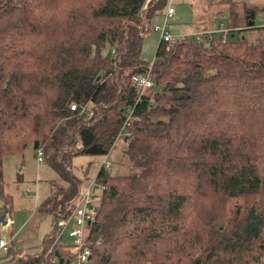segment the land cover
I'll list each match as a JSON object with an SVG mask.
<instances>
[{
	"label": "trees",
	"instance_id": "16d2710c",
	"mask_svg": "<svg viewBox=\"0 0 264 264\" xmlns=\"http://www.w3.org/2000/svg\"><path fill=\"white\" fill-rule=\"evenodd\" d=\"M156 1L0 0V195L6 155L41 146L57 169L64 155L107 157L124 130L139 170L97 169L85 264H264V35L232 37L264 3L228 0L225 39L158 38L153 85L138 96L140 22ZM67 180L42 200L51 233L27 264H72L71 242L52 241L79 193Z\"/></svg>",
	"mask_w": 264,
	"mask_h": 264
},
{
	"label": "rangeland",
	"instance_id": "374dc122",
	"mask_svg": "<svg viewBox=\"0 0 264 264\" xmlns=\"http://www.w3.org/2000/svg\"><path fill=\"white\" fill-rule=\"evenodd\" d=\"M227 1L172 0L174 13L172 17L167 19L170 36L191 37L196 36L195 31L205 29L207 37H213V35L220 33V38L225 39V31L229 30L224 27L226 26L224 19L230 11V3ZM234 1L237 4L233 3V9L237 11L241 9L242 3L248 5L264 3V0ZM166 5L167 0L164 6H161L163 10ZM219 12H222L221 15H218ZM240 13L239 11L238 14ZM144 16L141 17L140 22L144 33L139 55L144 61L150 62L154 57L153 53L159 38L158 32L153 29V25H157L161 21L162 14L157 13L147 23H145ZM253 23V28L242 30L241 27L244 25L238 26L237 29L233 30L232 37L241 38L242 36L249 42H255L258 38L263 37L264 14L262 10L256 11ZM91 105V103L86 105L87 111L90 110ZM122 134L115 140L107 155L106 168L113 174H132L139 169L131 163L129 156L123 152L125 144ZM64 157L63 165L59 164L57 169L52 168L47 164L46 159L37 161L32 145H27L21 154L6 155L1 159L3 195H0V236H12V240L9 239V247L11 246L9 251L0 253V259L5 262L4 264H27L34 255H37L41 249L43 238L51 233V215L43 205L42 200L50 193H60V190L66 189L69 186L67 178L75 179L79 189H84L94 177L99 166L104 165L102 161L105 158L104 155L97 154L64 155ZM61 174L65 176L63 177ZM92 191L97 194L101 191L100 184L96 181H93ZM59 196L60 194L57 198H60ZM3 217L6 220L11 218L12 222L9 227L8 224L6 226L1 225V220H5ZM66 235L65 233L60 237L59 241L63 244L69 243V238Z\"/></svg>",
	"mask_w": 264,
	"mask_h": 264
},
{
	"label": "built area",
	"instance_id": "2783aa9c",
	"mask_svg": "<svg viewBox=\"0 0 264 264\" xmlns=\"http://www.w3.org/2000/svg\"><path fill=\"white\" fill-rule=\"evenodd\" d=\"M162 12L161 21L157 25H153V29L158 32V37L161 40L171 41L172 37L168 32L169 26L167 24V19L172 17L174 13L172 0H167V5ZM151 63L152 61H150L147 65L145 72L133 74L131 76V83L137 88L138 96L153 85L150 73ZM70 109H73V105L70 106ZM81 109H86V105L82 106ZM126 112L128 114L131 113L129 108ZM90 113L91 110H88L87 114L90 115ZM120 134H122V130L119 132L116 139ZM34 154L35 158H37V161H42L41 146H38L34 149ZM106 158L107 157L105 156L102 161V163H104V165H102L104 168L107 164ZM93 181L94 177L88 183V186H86L84 189H79V193L75 197L74 204L65 216L55 218L52 221V229L54 230L52 241L59 240L60 237L66 233V236L69 238V242H71V245L74 247L75 252L73 254L74 257L72 259V264H85L88 258L87 255L89 254V249L84 245L83 237L87 228V221H91L99 201V194L92 191ZM71 222L73 223L72 225ZM8 249L9 237L0 236V252L7 253Z\"/></svg>",
	"mask_w": 264,
	"mask_h": 264
},
{
	"label": "crops",
	"instance_id": "0c3cea01",
	"mask_svg": "<svg viewBox=\"0 0 264 264\" xmlns=\"http://www.w3.org/2000/svg\"><path fill=\"white\" fill-rule=\"evenodd\" d=\"M164 6V5H163ZM163 7H161V9H157V11L156 12H158V13H160V14H162L163 12ZM157 15V14H156ZM218 15H221L220 13L218 14ZM153 16H155V15H153ZM224 19V18H223ZM149 20H146L145 21V23H147ZM224 21H226L225 19H224ZM221 22H222V20H221ZM222 23H224V22H222ZM197 32H200V31H195V34H198ZM4 218V217H3ZM5 219V218H4ZM11 222H12V220H11V218L9 219V220H4V223H1V225L2 226H6V224H8V227H9V224H11ZM9 237V239H10V241L12 240V236L11 235H9L8 236ZM10 244V243H9ZM1 253V252H0ZM2 254V253H1ZM5 262L4 261H2V259H0V264H4Z\"/></svg>",
	"mask_w": 264,
	"mask_h": 264
},
{
	"label": "water",
	"instance_id": "95a60500",
	"mask_svg": "<svg viewBox=\"0 0 264 264\" xmlns=\"http://www.w3.org/2000/svg\"><path fill=\"white\" fill-rule=\"evenodd\" d=\"M1 223H4V220H1ZM89 223V221H87V224Z\"/></svg>",
	"mask_w": 264,
	"mask_h": 264
}]
</instances>
